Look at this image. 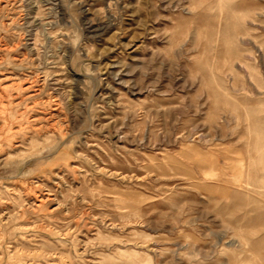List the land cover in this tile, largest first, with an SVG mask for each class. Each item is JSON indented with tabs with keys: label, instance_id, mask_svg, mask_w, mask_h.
Here are the masks:
<instances>
[{
	"label": "rangeland",
	"instance_id": "obj_1",
	"mask_svg": "<svg viewBox=\"0 0 264 264\" xmlns=\"http://www.w3.org/2000/svg\"><path fill=\"white\" fill-rule=\"evenodd\" d=\"M0 264H264V0H0Z\"/></svg>",
	"mask_w": 264,
	"mask_h": 264
},
{
	"label": "bare ground",
	"instance_id": "obj_2",
	"mask_svg": "<svg viewBox=\"0 0 264 264\" xmlns=\"http://www.w3.org/2000/svg\"><path fill=\"white\" fill-rule=\"evenodd\" d=\"M150 261V260H149ZM146 263H147V260H146Z\"/></svg>",
	"mask_w": 264,
	"mask_h": 264
}]
</instances>
